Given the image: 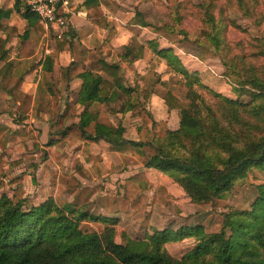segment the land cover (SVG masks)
I'll return each instance as SVG.
<instances>
[{
    "label": "trees",
    "instance_id": "trees-1",
    "mask_svg": "<svg viewBox=\"0 0 264 264\" xmlns=\"http://www.w3.org/2000/svg\"><path fill=\"white\" fill-rule=\"evenodd\" d=\"M19 1L15 0L17 12ZM235 1L245 16L251 14L250 2L259 4L258 0ZM94 4L91 1L89 5ZM198 7L205 31L196 43L220 60L236 100L211 93L214 102L209 105L194 89L206 88L197 72L187 71L171 48L158 49L155 41H150L149 50L172 73L182 76L188 89L183 100L170 91L163 98L167 109L179 112L175 131L166 130L147 141L134 142L124 138L121 123L113 127L97 121V113L89 110L93 105L115 104L119 100V112L125 114L137 106L132 102L134 95L141 94L144 99L150 95L140 91L138 84L133 88L124 86L118 64L102 62L105 76L88 70L81 73L77 103L84 107L78 122L84 140L102 141L115 150L129 146L139 153L149 147L153 154L144 167L172 179L192 204L205 205L245 184L250 174L264 173V71L247 62L246 56L231 54L221 34L225 32L223 21L215 17L213 0L203 1ZM21 16L28 21L39 20L26 8ZM181 16V11L175 9L173 18L177 23L166 26V31L186 36L178 26ZM56 42L60 50L71 48L63 36ZM134 42L123 47L121 62L132 64L143 59L144 45ZM259 44L261 51L255 58L264 59V44ZM10 67L5 64L0 73ZM51 68L52 60L47 58L43 66L46 76ZM243 96L249 98L248 103L240 101ZM254 189L249 207L229 209L217 232L206 233L200 225L164 229L144 240H127L123 245L114 241L117 219L97 216L73 205L60 206L52 198L33 206L2 194L0 264H264V182ZM87 222L103 224V232L82 229L81 224ZM184 239H192L193 247L179 259L170 256L164 245Z\"/></svg>",
    "mask_w": 264,
    "mask_h": 264
},
{
    "label": "rangeland",
    "instance_id": "rangeland-1",
    "mask_svg": "<svg viewBox=\"0 0 264 264\" xmlns=\"http://www.w3.org/2000/svg\"><path fill=\"white\" fill-rule=\"evenodd\" d=\"M203 1L208 0H144L141 5V15L144 23L149 24L157 33L155 42H153L158 47L171 48L174 54L179 55L178 57L184 62L190 73L197 72L201 84L206 88L194 89L200 97L212 105L214 98L211 93L233 100H236V96L232 92L231 81L227 76H224L226 75L225 68L220 60L211 51L196 43L200 33L205 31V26L201 23L198 14L200 13L198 6L202 5ZM213 3L216 5L214 12L216 19L223 21L225 32L221 34L224 42L230 46L231 54L246 56L247 62L254 65L257 70L264 71V59L255 58V55L261 51L259 42L264 44V0H258V6L250 2L251 14L247 16L239 9L235 0H213ZM175 9L182 13L178 26L180 31L186 32V36L166 31V26H174L177 23H174L176 18H173ZM99 50L100 46L94 53L95 55L91 53L90 57L95 60L112 57L109 55L110 53L106 55L108 57L103 56L102 53H98ZM146 51L148 53L144 59L146 64L144 69L141 68V75L129 76L127 74L128 65L119 61L120 54L123 52L121 48L115 50L116 57L109 59V63L115 60L119 68L124 67L123 73H121L124 85L130 84L136 79L141 81L144 88L155 91L161 98H164L170 91L183 100L188 89L184 86L182 76L165 69L162 60L156 58L149 50ZM40 63L41 60L38 56L34 59L33 64L34 70L37 71L35 74L38 75ZM18 90L20 89L18 88L17 92H19ZM16 101L20 105H17ZM240 101L248 103L249 98L243 96ZM28 103V99L20 92L13 96V104L3 101L0 103V118L5 119L8 123L11 119L12 124L17 128L19 139L24 144V149L16 153L15 157L17 158L14 157L13 161H10V158L14 156V152H11L10 158L7 157L8 151L2 153L1 159L7 158V161L0 163V194H5L15 201L25 200L27 205H36L44 198L52 196L57 190L53 199L60 206L73 205L77 209L88 211L97 216L117 219L118 222L114 227V241L117 244L123 245L127 240H144L146 236L152 235L155 231L164 229L174 231L186 226L200 225L206 233L217 232L221 227L223 214L229 209H247L254 199V186L264 182V173L254 172L250 174L245 184L236 186L222 199L205 205L192 204L184 192L172 183L170 186L158 187L153 186V182H149L150 184L148 182L141 183L139 191L142 194L138 196L137 187L131 186L127 180L123 181L121 177L132 168L131 164L139 165L141 162L144 164L147 162L153 152L149 147H145L140 153L132 149L129 150L130 154L122 152L120 155L111 156L112 161H121V166L111 168L113 176H107V181H103L101 177L93 179L89 176L87 169L83 168V165L81 166L76 160L73 169L78 174L77 176L66 177L64 181H59L56 184H45L39 176V171L46 154L43 151L35 152L26 146V143L32 141L27 130L29 127L34 129L30 121L29 124L26 123L27 119L24 117L25 112L29 109ZM149 115L142 116V118L148 121L149 118L151 119ZM38 126L42 130L40 123ZM0 127L9 129L10 126L1 123ZM41 130L34 129L35 135H38L37 131L40 132L37 136L38 140ZM163 131L162 129L156 135H162ZM66 174L68 176V172ZM122 182L125 183L121 184ZM81 227L96 233H102L104 229L103 224L92 222L82 223ZM192 247V239L164 245L168 254L175 259L181 258Z\"/></svg>",
    "mask_w": 264,
    "mask_h": 264
},
{
    "label": "crops",
    "instance_id": "crops-1",
    "mask_svg": "<svg viewBox=\"0 0 264 264\" xmlns=\"http://www.w3.org/2000/svg\"><path fill=\"white\" fill-rule=\"evenodd\" d=\"M91 1L95 4L89 5ZM19 2L20 12H17L15 0H0V70L5 64H11L7 72L0 73V103L3 101L13 104V96L19 92L28 99L29 109L24 115L26 123L29 124L30 121L34 129L39 131L40 123L42 132L38 140L40 132L37 131L38 135H35L34 129L29 127L27 133L31 135L32 141L26 143V146L35 152L43 151L46 154L39 171L43 183L56 184L64 181L66 177L77 176L73 169L76 160L87 169L93 179L101 177L103 181H107V176H113L111 168L121 166V161L114 162L111 156L120 155L122 152L130 154L129 150L132 148L125 146L122 150H115L105 142H89L81 137L78 122L84 107L77 103L81 89L79 75L88 70L105 76L101 71V63H109V59L116 57L115 50L123 49L131 41H135L138 46L144 45V57L132 64L126 63L127 74L141 75V68L144 69L146 64V50H149L147 43L154 41L155 35L157 36L156 31L142 19L141 5L144 0H70L67 13L69 25L64 30L63 37L70 43L71 48L62 50L57 48V39L54 38L53 32L39 20L28 21L21 16L25 7ZM96 46H100L98 53L103 56L110 53L112 57L103 60L91 58L90 54L93 55L97 51ZM149 52L152 53L151 50ZM38 56L41 60L39 75L35 74L37 71L33 68L34 59ZM47 58L52 60L48 76L43 70ZM179 60L181 61L180 58ZM181 63L188 71L184 62ZM109 64H116V61L113 60ZM162 65L167 68L164 62ZM123 68H120V74L123 73ZM137 84L140 85V91H146L150 95L146 99L142 98L141 94L134 95L132 102H136L137 106L131 112L121 114L119 100L115 104L104 103L97 107L93 105L89 110L97 113V121L101 124L117 127L121 123L125 128L124 138L129 141H147L162 129L175 131L179 125V112L167 109L163 98L155 91L144 88L139 80L135 79L130 84L123 85L133 88ZM15 103L20 105L18 101ZM145 115H149L151 119L145 121L142 118ZM1 123L9 124L10 127H0V163L7 161V158L1 159L4 151H8V158L11 152H14V156L10 158V161H13L16 153L24 149L23 141L19 139L17 128L11 119L8 123L0 118V125ZM92 127L93 124L88 129L89 133L92 132ZM130 166L132 168L121 178L123 181L127 180L131 186L137 187L138 196L142 194L139 191L141 183L153 182L155 187L170 186L171 183L177 186L172 179L171 181L160 172L146 169L143 162ZM56 191L39 204L49 198L53 199Z\"/></svg>",
    "mask_w": 264,
    "mask_h": 264
},
{
    "label": "built area",
    "instance_id": "built-area-1",
    "mask_svg": "<svg viewBox=\"0 0 264 264\" xmlns=\"http://www.w3.org/2000/svg\"><path fill=\"white\" fill-rule=\"evenodd\" d=\"M24 7L35 15L41 24L53 32L55 39H61L68 27L67 18L70 0H20Z\"/></svg>",
    "mask_w": 264,
    "mask_h": 264
}]
</instances>
